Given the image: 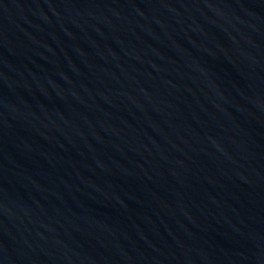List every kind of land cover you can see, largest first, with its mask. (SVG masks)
Instances as JSON below:
<instances>
[{"label": "water", "instance_id": "1", "mask_svg": "<svg viewBox=\"0 0 264 264\" xmlns=\"http://www.w3.org/2000/svg\"><path fill=\"white\" fill-rule=\"evenodd\" d=\"M0 264H264V0H0Z\"/></svg>", "mask_w": 264, "mask_h": 264}]
</instances>
